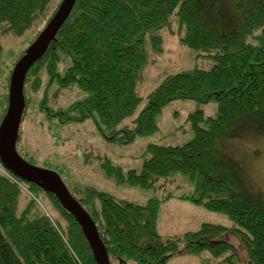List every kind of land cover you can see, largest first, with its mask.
I'll return each mask as SVG.
<instances>
[{"label":"trees","instance_id":"trees-1","mask_svg":"<svg viewBox=\"0 0 264 264\" xmlns=\"http://www.w3.org/2000/svg\"><path fill=\"white\" fill-rule=\"evenodd\" d=\"M61 2L0 0V39L24 41L32 33L29 48ZM165 31L176 34L181 43L213 65L171 74L143 97L139 82L151 55L163 54ZM26 50L8 74L2 87L5 92ZM29 81L33 93H42L39 110L61 123L92 120L98 132L120 145L157 132L158 117L175 101H215L216 117H205L201 109L189 115L192 136L186 142L150 144L139 168L125 172L108 163L104 170L118 184L141 189L156 190L166 187L173 177H182L190 191L180 195L181 200L225 214L232 228L204 223L183 237L165 238L156 222L160 203L172 199V192L162 201L151 199L142 206L97 190L77 197L66 186L95 222L111 264H168L174 254L205 251L217 264H264V189L254 172L256 183L245 175L233 145L239 141L243 150L248 142L244 140L264 137V0H77L56 39L26 77L17 150L35 165L18 148L31 100L26 93ZM52 85H58L54 97L72 85L88 96L50 111ZM3 99L0 123L8 95ZM26 186L30 192L24 193L0 172V264H97L80 223L57 197L35 184ZM34 192L51 199L62 222L47 215L49 211L42 209L45 206L37 202Z\"/></svg>","mask_w":264,"mask_h":264},{"label":"rangeland","instance_id":"rangeland-1","mask_svg":"<svg viewBox=\"0 0 264 264\" xmlns=\"http://www.w3.org/2000/svg\"><path fill=\"white\" fill-rule=\"evenodd\" d=\"M173 30L177 32L176 24ZM162 34L165 36V50L160 56L151 55L152 61L139 82L138 92L143 97L171 74L188 72L195 68L209 69L213 65L212 60L197 56L196 51L181 43L176 34L174 36L167 31ZM33 36L34 34L31 33L23 39L24 41L20 38L12 39L4 36L0 39V112L4 106L1 105L2 100L9 93L8 89L6 92L4 91L6 88L3 89L8 74L18 56L28 48ZM32 76V74L29 76L30 79ZM57 90L58 85H52L48 90L51 92L48 93L47 103L50 111L67 108L70 104L88 96L76 85L64 89L61 93L59 90L58 96L54 97L53 93ZM26 93L31 100L22 123L18 148L29 156L28 160H34L36 166L58 172L75 196H83L87 190H97L109 194L117 201L144 206L151 199L162 201L168 192H172L174 194L172 199L160 203L156 222L157 231L165 238L183 237L188 232L198 231L204 223L223 225L229 229L233 227V222L225 214L181 200L179 196L190 191L188 183L182 180V177H173V181H169L166 187L162 186L156 190L141 189L130 184H118L114 178L107 176L104 170V165L108 163L113 167L122 168L125 172L139 168L150 144L177 146L186 142L192 136L189 115L201 109L205 117H216L218 105L215 101L207 104H199L196 101H175L165 107L158 117L157 132L149 136L137 137L132 143L120 145L98 132L92 120L82 123H61L57 117H49L45 110H39L42 93L39 95L33 93L31 81L27 84ZM145 104L144 101L142 107ZM130 120L132 119L126 120V123ZM244 141L248 142L245 143L246 147H243V150L238 146L239 141L233 143L243 163L244 173L246 176H251L253 183H256L254 172L259 187L264 189V137ZM255 150H258V153H255ZM19 182L22 185L19 187L25 193L26 183L22 180ZM34 195L39 199L37 202L40 204L42 202L45 206L42 209L49 211L48 216L50 213L54 219L62 222L59 211L46 194L34 192ZM22 205L23 201L20 206ZM214 261L215 258L208 251L200 254L182 252L174 254L168 264H217Z\"/></svg>","mask_w":264,"mask_h":264},{"label":"water","instance_id":"water-1","mask_svg":"<svg viewBox=\"0 0 264 264\" xmlns=\"http://www.w3.org/2000/svg\"><path fill=\"white\" fill-rule=\"evenodd\" d=\"M77 0H62L51 21L15 65L9 84L8 106L0 123V162L13 176L37 185L55 195L66 212L80 223L97 264H111L98 228L80 203L72 196L58 172L28 162L17 150V138L25 111V81L30 69L41 60L71 15Z\"/></svg>","mask_w":264,"mask_h":264},{"label":"built area","instance_id":"built-area-1","mask_svg":"<svg viewBox=\"0 0 264 264\" xmlns=\"http://www.w3.org/2000/svg\"><path fill=\"white\" fill-rule=\"evenodd\" d=\"M0 172H2V173H4V174H6V175H8L13 181H15L18 185H20L21 187H22V185L20 184V182H19V180H17L14 176H12L11 174H9L6 170H5V168H4V166H3V164L0 162ZM26 189V188H25ZM26 191H28L27 189H26Z\"/></svg>","mask_w":264,"mask_h":264},{"label":"crops","instance_id":"crops-1","mask_svg":"<svg viewBox=\"0 0 264 264\" xmlns=\"http://www.w3.org/2000/svg\"><path fill=\"white\" fill-rule=\"evenodd\" d=\"M1 85V84H0ZM1 113V112H0ZM0 116H1V114H0Z\"/></svg>","mask_w":264,"mask_h":264}]
</instances>
